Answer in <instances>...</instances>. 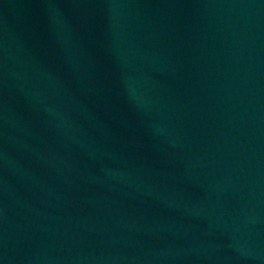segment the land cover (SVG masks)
Returning <instances> with one entry per match:
<instances>
[{
  "label": "water",
  "instance_id": "95a60500",
  "mask_svg": "<svg viewBox=\"0 0 264 264\" xmlns=\"http://www.w3.org/2000/svg\"><path fill=\"white\" fill-rule=\"evenodd\" d=\"M0 264H264V0H0Z\"/></svg>",
  "mask_w": 264,
  "mask_h": 264
}]
</instances>
